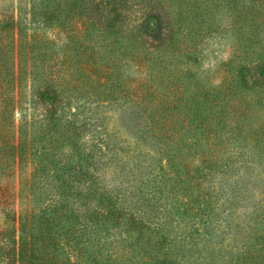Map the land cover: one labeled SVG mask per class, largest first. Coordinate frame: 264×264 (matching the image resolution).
Instances as JSON below:
<instances>
[{"label":"trees","instance_id":"1","mask_svg":"<svg viewBox=\"0 0 264 264\" xmlns=\"http://www.w3.org/2000/svg\"><path fill=\"white\" fill-rule=\"evenodd\" d=\"M106 1L116 2L118 7L112 10V16L105 24L75 13H67L60 20L42 10L44 24L57 28L56 33H61L65 39L60 50L63 59L58 64L47 58L43 46L44 37L37 33L28 35L29 37L22 35L19 43L17 36H11V40L7 42L11 46L0 40V159L8 154L13 157L17 153L25 154V148L33 140L27 137L30 131L27 125L22 123L15 128L13 118L15 108L19 106L17 96L21 94L17 84L25 73L31 79L35 102L42 103L38 113L42 122L38 124L61 134L54 138L56 144L51 148L55 152L34 153L38 157L35 158L29 182L37 177L41 178L46 171L54 170V176L50 180L53 185L35 189L38 191L36 205L42 207L36 212L35 205L28 207L25 203L26 208L20 214L17 228L10 227L13 234L8 237L7 228L0 229V251L10 245L3 251L9 257L7 264H141L145 257L150 259L149 264H176V258L181 264L197 263V258L192 259V256L200 252L196 247L199 240L193 241L185 250L183 244L171 239V234L176 237L186 234L185 230L181 231V221L174 218L176 211L167 209L166 214L161 216L163 211L157 208L159 205L155 208L149 205L147 208L137 200L134 205L119 202L115 206L111 200L112 192L106 189L96 172L99 169V157L96 158V154L89 149L85 152L89 146L81 145L78 141V128L85 130L89 126L86 130L93 136L95 127L90 122L76 123L75 111L68 118L57 114L59 108L70 102L64 92L76 99L93 96L96 103L94 108L102 101L125 97L135 109H141L144 114L138 120L140 125L149 126L148 130L155 140L163 141L161 153L167 155L170 168L175 169V176H180L178 181H188V184L178 187L183 190L182 194L189 197L188 201L180 204L187 205L188 209L197 207L196 213L207 218L215 206L212 200H216L218 195L214 187L203 183L216 171H224L233 166L238 160L232 157L236 153L235 148L241 147L243 153L250 150L248 154L252 158L255 154H263L261 160L264 159V119L260 114L264 98V53H261L264 47L257 54L253 50L245 51L241 44L245 30H264V7L256 5L253 0L242 3L241 9L223 25L234 35L231 57L222 62L213 75L196 77L192 73L185 75L175 68L182 60L181 57L186 60L194 58L186 39L192 41L193 35L201 31L200 26L193 29V16L190 11L182 10L183 5L173 11L167 9L165 3L176 0ZM179 1L185 6L188 4L187 0ZM206 1L215 8H227L229 4L236 6L238 3V0ZM147 12H155L151 14L152 19H149L153 30L149 36L153 39V36L159 34L161 37L155 42L143 43V50L138 51L134 44L117 46L113 38L102 46V51L95 49L93 45H84L80 51L74 47L75 42L81 44V36L85 38L93 35L95 29H98L99 34L110 35L126 14L130 17V26L140 28L135 21L140 19L148 22ZM177 22H180V26ZM211 25L207 24L206 31L213 30ZM10 27L12 30L17 28L16 32L20 37L21 29H18L17 22L8 19L3 28ZM177 28H181L180 32L186 29L187 36H192L182 35V38H178L176 33L180 32ZM131 30L126 26L123 33H130ZM135 37L136 41L137 36ZM260 39H264V36L260 35ZM8 51L14 54L7 55ZM115 52L120 57H127L136 66L133 72L136 76L120 79L110 70L113 66H119L113 57ZM55 54L52 53L53 56ZM252 58L254 62L251 65L245 64L247 60L251 62ZM14 59L18 61L14 62ZM168 60H174L172 69L165 66ZM29 62L31 69L26 71L24 66ZM255 67H258V72L247 78L248 72ZM212 78H218L217 83L212 82ZM96 113L98 112H95V119L98 116ZM35 116L33 113L29 125H35ZM21 121L27 123L24 118ZM92 147L96 148V144ZM49 157L55 159L45 163ZM89 178L98 186L94 185L89 189V185L70 184L85 183ZM54 182H58V185H54ZM43 197L48 199L43 201ZM93 199H96L97 204L93 203ZM253 219L256 222L264 221V213ZM151 224L154 228L148 233ZM251 227L255 230L248 233L246 241H254L245 246L243 253L246 254L237 256L234 264H264V232L257 234L259 227L251 223L246 225L248 229ZM103 229L106 233L96 238L97 233ZM209 229H213L211 224L205 227L207 232ZM16 230L17 238L14 237ZM86 230L92 231L93 237H84ZM160 231L163 234L159 240L151 236L154 235L153 232L157 234ZM113 232H117L118 237L121 232L126 233L129 241L126 243L127 240L118 238L117 241L100 242L102 237L110 238ZM114 243L117 244L113 246ZM171 243L176 249L185 250L188 255L185 252H175V255L174 252H160L165 244ZM206 244L207 248L213 245ZM136 248L139 251L136 252L138 258H135ZM193 248L195 250L191 252ZM203 262L207 264L205 258L201 257L198 264Z\"/></svg>","mask_w":264,"mask_h":264},{"label":"rangeland","instance_id":"2","mask_svg":"<svg viewBox=\"0 0 264 264\" xmlns=\"http://www.w3.org/2000/svg\"><path fill=\"white\" fill-rule=\"evenodd\" d=\"M253 1L256 5L264 7V0ZM186 2L188 3L186 6L179 0L172 3H165L167 9L173 11H176L177 7L179 8L180 5H183L182 10L185 12L190 11L193 16V29L197 26L201 28L199 34L193 35L192 41H189V38L186 39L193 51L194 58L186 60L184 57H181L182 60L177 63L175 68L182 71L183 74L185 73V75L188 73H192L196 77L198 75L199 77L203 75H213L215 70L221 66V63L231 57V46L235 42L234 35L226 30L223 25L237 13L236 11L238 9H241L242 3H247L249 0H238L236 6H234V4H229L227 8L225 6L223 8L211 7L209 5L210 3L206 0H187ZM115 3L116 2H108L106 0H0V40L6 44L11 40V36H17V43H19L23 38L22 35H27V37H29L28 35L37 33L40 37H44L43 46L47 58L52 62L56 61L58 64L63 59L60 50L62 42L65 39L61 33H56L57 28L53 26L47 27V25L44 24V18L41 15L42 10H46L47 14L54 15L60 20L63 19L64 16L66 17L67 13L70 15L75 13L76 15L79 14L81 16L95 18L97 22L105 24L111 18L112 10L118 7V4L115 5ZM148 9L151 10L149 7ZM153 13L155 14V12H149L147 14L146 19L148 22H142L140 19L135 21V23L141 26L140 28L138 26L135 28L130 26V17L126 14L116 26L115 31L110 35L105 36L99 34L98 29H95L93 35L86 36L85 38L81 36V44L75 42L74 47L77 51H80L84 45H93L95 49L102 51L104 49L102 46L113 38L117 46L122 45L126 47L130 44H134L137 50H143V43L148 44L150 42H155L161 37L157 34L153 36V39L155 38V40H153L151 35L149 36V34L153 33L149 20L152 19L151 14ZM8 19L17 22L18 29H21L20 37L16 32L18 31L17 28L13 30L11 27L3 28ZM179 23L180 22H177L178 26H180ZM209 23L212 24L213 30L206 31V26ZM126 26L132 29L130 33H123ZM180 29L177 28L178 32H180ZM184 30H182L183 32L176 33V36L178 38H182V35L187 36V31L186 29ZM12 32L14 35H12ZM135 35L137 36L136 41L134 40V38H136ZM260 35L262 37L264 36V30L260 32L257 28L245 30L244 36L241 37V39H243L241 44L244 46V50L247 52L253 50L258 54L260 49L264 47V39H260ZM190 36H192V34L187 37ZM7 44L9 45L10 43ZM53 52L56 53L55 56L52 55ZM261 53H264V51ZM9 54L13 55L14 53L8 51L7 55ZM113 57L115 62L119 63V66H113L110 70H113L120 79H125L128 76H136V74L133 73L136 70V66L128 60L127 57H120L117 52H115ZM13 61H18V59H14ZM173 61L168 60L165 66L172 69L174 67L172 64ZM253 62L252 58L251 62L247 60L245 64L251 65ZM24 68L26 71L31 69L30 62L25 64ZM257 72L258 67H255L248 72L246 77L248 78V75H253ZM190 79L193 80V78ZM19 81L21 82H19L17 86L21 94L17 96L19 99V106L15 108L13 117L14 125L15 128H18L19 124L22 123L23 125H27L28 130H30L27 137L33 140L25 148V154L17 153L15 157L8 154L5 158L0 159V164L3 163L2 166L0 165V229L7 228L8 231L6 232L8 237L13 234L10 227L17 228L20 214L26 208L25 203H27L28 207L35 205L36 212L42 207V205H36L38 201V191L35 190L36 187L44 185H49L47 187H50V185H53V182L50 180H52L54 176V173H52L54 170L46 171L41 178L37 177L30 182L29 179L36 163L35 158L38 157L36 155L40 154L42 151L47 154L49 152H55L56 150L52 151L51 147L56 144L54 138L59 134L58 132L48 130V127H42L44 126L42 124V126L38 124V122H42L39 120L41 118L40 115H38L42 103L41 101L35 102L36 97L32 94L30 77L25 73ZM217 81L218 78H212V82L217 83ZM109 85L110 83H108V86ZM250 92L254 93L252 90ZM64 93L70 102L63 108H59L57 114L64 118H68L71 117V112L75 111L77 113L74 119L76 123H82L83 121L85 123L90 122V124L92 123V126L95 127L93 136L91 132L86 130L89 126H87L85 130L78 128V130L80 129L78 141L81 145L85 144L89 146L85 152L89 149L96 154V158L99 157L97 163L99 169L96 170V172L106 189L112 192L111 200L114 202L115 206H117L119 202H123L124 205H134V203L138 201L141 204H145L144 206L147 208L149 205L152 208L159 205L157 208L163 211L160 213L161 216L166 214L167 209H171V211L174 212L176 211V216L174 218L181 221V231L185 230L186 234H183L181 237H176L174 234H171V239H174L177 243L183 244L185 250L191 246L193 241L199 240L196 247H198L200 252L192 256V259L197 258V263L195 264H198L201 257H203V259L205 258L207 264H212L211 261L215 262L214 264H234L237 256L240 257L246 254V252L243 253L245 246L254 241H246L248 239H246L248 233L250 234L255 230L252 227L249 229L246 228V225L251 223L253 226L255 224V226L259 227L257 234L264 232L262 231L264 228V221L256 222L253 219L255 216H261L264 213V159L261 160L263 154H255L253 156L254 158H252L250 154H248L250 150L243 153L241 147H236V153L234 156L232 155V157L238 160L234 162L233 166L224 171H216L212 176H208V180L204 181L203 185L214 187L218 198L216 200L214 199V201L212 200V204L215 206L210 217L207 218L200 213H196L197 207L195 209H188L187 205L180 204L181 202L188 201L189 197L182 194L183 190L178 187L188 184V181H178L180 176H175V169L172 167L170 168L167 155L161 153L160 149L163 147V141L155 140L148 130L149 126L144 127L140 125L138 120L142 119L141 116L144 114L140 111L141 109H135L132 102L125 97L112 99L110 101H102L97 108H94L96 103L94 102L95 99L93 96H91V98L76 99L69 97L70 95L66 92ZM44 103L48 105L47 103L49 102L47 101V103ZM261 107L260 114L261 118L264 119V98L262 99ZM96 111L98 112L96 113L98 116L95 119L94 115ZM33 113L34 116L36 115L34 126L29 125ZM23 118L27 123L21 121ZM60 125L63 124L60 123ZM41 128H44L43 132L39 133ZM67 134L68 133H66V135ZM59 136H61V134H59ZM60 139L62 138H59V140ZM93 144H96V148L92 147ZM254 151L256 153V149H254ZM64 155L66 156L65 153ZM55 157L58 156L56 155ZM251 158L253 161H251ZM50 159L54 160L55 158L49 157L45 160V163ZM147 164H149V167H146ZM45 179H47V181H45ZM70 184L89 185V189L97 185L92 183L91 178L85 183L78 184L76 182ZM54 185H58V182H54ZM43 190L47 191V189ZM48 197H43V201H46ZM122 197L123 200L121 199ZM92 201L97 204L96 199ZM200 208H202V205H200ZM208 224H211L213 229H209L207 232L205 227L208 226ZM153 228L154 226L151 224L147 232L150 233ZM85 232L86 234H84V237L87 235L90 236L89 238L93 237L92 231L88 232V230H86ZM105 233L106 230L103 229L100 233H97L95 237L98 238ZM121 233V236L118 237V233L113 232L110 234V238L102 237L100 242L117 241L118 238H123L127 240V243L129 238L126 236V233ZM152 234L154 235L151 236L159 240L163 231L157 234L153 232ZM14 237H18V230H16ZM206 243H213V245L207 248ZM115 244L117 243H114L113 246ZM9 247L10 245L1 249L0 264L8 263L9 257L7 254L3 253V251L7 250ZM64 248L67 250L66 247ZM176 248L177 247L173 246L172 243L165 244L160 252L169 254L174 252V255L175 252L178 254L187 253L183 249ZM248 249L251 250V248ZM194 250L193 248L191 252ZM137 251L138 248L135 249L134 253ZM136 257H139L137 253L135 254V258ZM175 262L176 264H181L178 258H176ZM149 263L150 259L145 257L144 263L141 264ZM15 264L17 263L15 262ZM87 264L93 263L90 262ZM184 264H190V262H184ZM201 264L205 263L203 262Z\"/></svg>","mask_w":264,"mask_h":264}]
</instances>
